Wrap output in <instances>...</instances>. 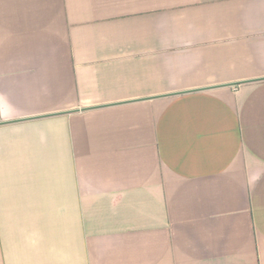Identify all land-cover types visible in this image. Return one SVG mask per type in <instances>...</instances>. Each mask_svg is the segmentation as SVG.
<instances>
[{
	"label": "crops",
	"instance_id": "crops-1",
	"mask_svg": "<svg viewBox=\"0 0 264 264\" xmlns=\"http://www.w3.org/2000/svg\"><path fill=\"white\" fill-rule=\"evenodd\" d=\"M0 264H264V0H0Z\"/></svg>",
	"mask_w": 264,
	"mask_h": 264
}]
</instances>
